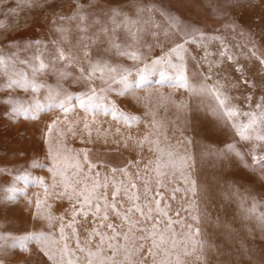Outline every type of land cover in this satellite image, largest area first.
Returning <instances> with one entry per match:
<instances>
[{"label": "rangeland", "instance_id": "374dc122", "mask_svg": "<svg viewBox=\"0 0 264 264\" xmlns=\"http://www.w3.org/2000/svg\"><path fill=\"white\" fill-rule=\"evenodd\" d=\"M177 45L193 87L223 85L241 113L264 112V0H0V169L8 170L0 173V233L46 239L0 251V264H264V171L252 161L264 156V141L241 139L233 127L248 117L229 121L211 95L176 81L150 79L119 95L123 85L108 77V67L126 69L129 79L158 58L179 63L171 53ZM36 56L48 67L34 73ZM11 80L41 87L8 88ZM109 85L117 91H100ZM93 88L104 104L138 119L85 111L78 98ZM64 94L71 96L67 112L59 106ZM18 106L27 115L14 112ZM22 171L44 185L4 199L8 173ZM96 184V196L106 195L109 204L119 189L121 215L109 209L103 225L104 212L93 215L95 199L84 208L87 216H73L81 207L77 193ZM149 202L152 220L126 213L138 204L147 215ZM109 223L119 233L113 239Z\"/></svg>", "mask_w": 264, "mask_h": 264}, {"label": "snow or ice", "instance_id": "6c2138e0", "mask_svg": "<svg viewBox=\"0 0 264 264\" xmlns=\"http://www.w3.org/2000/svg\"><path fill=\"white\" fill-rule=\"evenodd\" d=\"M83 19V17H82ZM183 46L182 45H177L175 48L171 49V53H174L177 60L180 61L179 63H173L171 59L166 57L163 58H158L155 60H152L150 63L145 64L142 68H139L137 70V79H135L134 81L130 82L128 79V76L130 74H127V70H118L115 67H108L107 71H108V77L111 80L112 84H121L123 85V90L119 91L118 94L119 95H124L127 91L132 90L133 88H141L142 86H144L149 80L150 78L158 75L159 79L155 81V83L157 84H163L165 82H169L171 83L172 81H176L177 82V86L179 87H184L189 89L190 91H192L194 94H203V93H207L208 95H211L216 103L218 108L221 110V114L229 121H232L234 117L239 116V115H244L248 117L247 123H240V124H235L233 123V127L237 128V134L241 137V139L244 140H251V139H255L256 141H264V131H257V127L264 125V112H261L259 114V116H257V113L252 112V113H241L240 110L236 107V106H232L230 105L229 102V97L227 95L224 94V92L221 90L224 86L220 85L219 87H217V85H207L204 83H201L198 87H193V85L189 82V78L188 75L186 73V65L183 63ZM58 58L63 60L65 59V54L63 52V50H58ZM133 59L137 58L135 55L132 56ZM34 59L39 61V64L37 66L33 67V72H39L42 71L44 69H46L48 67V65H46L43 60L40 59L39 56L34 57ZM229 60L232 59V57H228ZM22 63H27L26 61H22ZM104 62L101 61L100 64H103ZM261 63H264V60L261 61ZM100 64H97L96 68L93 69V71L100 69ZM5 66V60L3 57H0V67H4ZM236 71L238 72H242L241 68H237ZM24 74H21V76H23ZM62 75H66L62 74ZM118 77V78H117ZM90 78V77H89ZM243 80V77H242ZM244 84H247L248 81L247 80H243ZM217 84H219V82H217ZM237 85H232V87H236ZM8 88H12V87H31L33 91H37L39 89V87H41V85L37 84L34 80L31 83H25V84H21L19 83V81L17 80H11L9 82V84L7 85ZM101 92H105V91H117V89L111 87V85H109L107 88H102L100 90ZM65 99L61 100L59 103V106L64 109L65 112H67L69 109L65 108V102L67 100L71 99V96L68 94H64ZM79 99V106L81 108H83L85 111H95L97 109H103V111L107 114L108 112H111V114L113 115L114 118L117 119H123L126 123H131L135 120L138 119V117L136 116H129L123 112H121L120 110H118L115 106L114 103L109 102L108 104H104V100L106 99L103 95H98L96 89H90L89 90V94H87L85 96V98L83 99ZM261 105L257 104V108H260ZM37 110L40 108L39 103H37L36 105ZM14 112L18 113V114H25L27 115L29 109H25L23 107H16L13 109ZM51 127V126H50ZM85 127H87V125H85ZM255 132V136L252 135V133ZM228 151H235V149L233 148L232 145H228L227 146ZM237 155H239V153H236ZM85 160H87V153H85ZM253 161V165L259 167V169L261 171H264V156H256L253 155L252 158ZM31 167L35 168V167H43L42 164H40L39 162H34ZM77 168L81 167L78 163L76 165ZM91 167V166H90ZM49 171H52L53 174L55 175V169H49ZM115 171V170H114ZM8 172L7 169H0V173H5ZM9 178H10V183L6 186L3 187V191H5L8 195H6L4 197V199L8 200V201H12L15 200L17 195H25L26 194V189L29 185H44V180L42 177H36V176H32L29 172L27 171H22L19 172L15 175H13L12 173H8ZM17 183H20L23 185V187H17ZM67 187V185H66ZM99 187L98 184L93 185V187L91 188V190H88L87 185H85V190L77 193L78 199H77V203H79L81 205V207L79 209H77L76 211H74L73 216L75 217V215L78 212H82L85 216L88 215L87 211H84L85 206H87L89 208V210L92 209L93 207V200H96V203L94 205L95 207V212L93 213V215H97L99 214L101 211L104 212V215L102 217L101 220V225H103V221L108 219V210L111 209V211H113L116 215L120 216L121 213L117 210V204H116V197L119 193V189H117L116 191L112 192V198H113V202L111 204L108 203L107 201V196H96V189ZM106 187V185H105ZM132 188H135V184L131 185ZM179 189H177L178 191ZM193 191H195V187H194V182H193ZM75 191V189H74ZM145 191L147 192L148 189L146 188ZM175 198V196L173 195V199ZM130 199H134V200H138L139 198L136 196L130 197ZM101 201H103V208L101 205ZM37 203V207L40 206L41 201L38 199L36 201ZM155 204H156V209L157 211L163 212V214L166 216L167 212L163 211L162 209H160V201L159 200H155ZM139 212L141 214V216H145L146 220H152L153 217L151 215L152 212V208H151V202H149L148 205V214L145 215L143 209L138 205L135 204L133 205L132 208H128L126 210L127 212ZM123 215V219L124 220H128V216L127 214ZM169 223H171V221H169ZM155 224H159V220L157 219ZM72 224H69V227H71ZM107 227L109 229H112L114 232V236L110 239L115 238V236H118L119 233L115 232V226L112 224H108ZM155 227V225H154ZM73 232L75 233V228H73ZM199 232V230L197 229V233ZM61 233L63 234V226L61 227ZM93 234L95 235H99L101 236V241H103L104 236L97 232L95 229H93ZM124 239L127 240L128 236L127 234L124 235ZM141 239H144L143 237H141ZM161 239H163V237H161ZM33 240H38L42 243H46V239L43 237V234H36V233H29L26 235H20V236H11V235H5L0 233V251H4L8 248H12V249H16L19 248L20 250L24 251L27 250L28 244L33 241ZM77 244V248H80L79 245V239H77L76 241ZM109 248H113V245L111 243H109ZM142 247V245H141ZM81 251H83L82 248H80ZM64 254H69L68 253V246L67 244L64 245V249H63ZM149 253L151 254V249H149ZM47 254V253H46ZM115 254V252H113V255ZM89 257L96 255V253H93L91 251H89L88 253ZM51 258V256H50ZM68 264H75L74 261H72L71 259H69ZM88 264H92V261L89 260Z\"/></svg>", "mask_w": 264, "mask_h": 264}, {"label": "crops", "instance_id": "0c3cea01", "mask_svg": "<svg viewBox=\"0 0 264 264\" xmlns=\"http://www.w3.org/2000/svg\"><path fill=\"white\" fill-rule=\"evenodd\" d=\"M132 68H133V66L130 68V71L132 72ZM138 77H137V75L135 74V72H132V76L131 77H129V80H135V79H137ZM150 79H153V80H155V79H159V77H158V75H156V76H154V77H152V78H150Z\"/></svg>", "mask_w": 264, "mask_h": 264}]
</instances>
